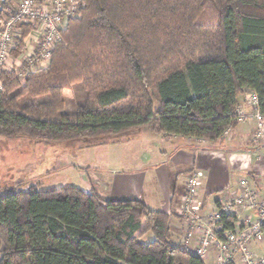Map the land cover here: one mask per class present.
Masks as SVG:
<instances>
[{"label": "trees", "instance_id": "16d2710c", "mask_svg": "<svg viewBox=\"0 0 264 264\" xmlns=\"http://www.w3.org/2000/svg\"><path fill=\"white\" fill-rule=\"evenodd\" d=\"M208 4L216 16L201 22ZM62 40L48 68L2 72L0 135L62 142L148 126L216 140L239 122L248 91L264 113V0H82ZM75 83L86 98L66 112ZM7 191L0 264H206L173 239L170 215L142 200L95 187Z\"/></svg>", "mask_w": 264, "mask_h": 264}, {"label": "crops", "instance_id": "0c3cea01", "mask_svg": "<svg viewBox=\"0 0 264 264\" xmlns=\"http://www.w3.org/2000/svg\"><path fill=\"white\" fill-rule=\"evenodd\" d=\"M240 104L244 111L251 110L245 99L241 98ZM255 126L254 121H239L216 140L158 133L144 126L92 139L95 141L88 144L81 142L83 149L105 154V161L96 168L95 182L91 179L105 199L142 200L169 214L181 203L188 175L202 169L205 177L200 198L205 211H213L241 194L239 181L244 177L264 197V143L255 141ZM36 142L32 141L33 147ZM42 142L36 144L51 146V142ZM63 155L67 153L52 163V169L56 166L52 175L69 166L67 157L61 160ZM170 223L173 239L181 243L178 217L172 215ZM253 250L263 254L264 241L255 243ZM205 262L215 264L214 254Z\"/></svg>", "mask_w": 264, "mask_h": 264}, {"label": "built area", "instance_id": "2783aa9c", "mask_svg": "<svg viewBox=\"0 0 264 264\" xmlns=\"http://www.w3.org/2000/svg\"><path fill=\"white\" fill-rule=\"evenodd\" d=\"M81 1L19 0L12 4L10 0H0V92L4 88L2 72L15 71L23 77L48 68L62 33L80 16ZM21 43L24 50L18 57L24 58V65L19 67L15 53ZM245 100L251 110L246 112L238 104L234 116L240 122L254 121V139L264 143V113L259 96L248 91ZM204 177L202 169L188 175L186 192L172 212L181 224L182 248L204 260L213 253L215 264H264V253L259 255L253 250L255 243L264 241V197L244 177L239 181L240 195L213 211H205L200 198ZM227 216L234 217L230 227Z\"/></svg>", "mask_w": 264, "mask_h": 264}, {"label": "rangeland", "instance_id": "374dc122", "mask_svg": "<svg viewBox=\"0 0 264 264\" xmlns=\"http://www.w3.org/2000/svg\"><path fill=\"white\" fill-rule=\"evenodd\" d=\"M17 1L19 0H10L12 4ZM215 16L214 9L208 4V8L201 16L200 21H212ZM22 50H24V47L21 43L15 53L16 63L19 67L24 65V58L18 57ZM85 98L86 91L83 85L81 83H75L72 87L71 94L66 97L65 111L74 112L78 105L84 102ZM47 99L48 96L37 98L24 97L20 102L24 106ZM32 141L43 143V140H35L26 136L12 138L0 135V196L6 194L8 192L7 189H12L16 186H19L20 189H27L35 184L42 189L76 186L87 192L93 190L92 184L96 179V168L103 163V160L105 161V154H102V152H99V154L96 149H83L82 144L84 142L81 141H86L85 143L88 144V142L95 140L81 138L62 142H51V146H46L47 148H42L45 144L39 146L36 143L33 147ZM64 152L67 155H63L61 160L67 157L66 160H70L69 166L63 168L58 174L52 175L53 170L56 169V166L52 169V163L59 159L60 155ZM38 174H41V177L35 179L34 177ZM172 212L173 210L169 213L170 217L172 216Z\"/></svg>", "mask_w": 264, "mask_h": 264}]
</instances>
